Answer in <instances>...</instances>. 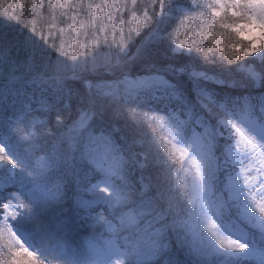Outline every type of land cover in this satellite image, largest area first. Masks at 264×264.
Wrapping results in <instances>:
<instances>
[{
  "label": "snow or ice",
  "instance_id": "1",
  "mask_svg": "<svg viewBox=\"0 0 264 264\" xmlns=\"http://www.w3.org/2000/svg\"><path fill=\"white\" fill-rule=\"evenodd\" d=\"M139 2L3 10L29 34L0 37V190L26 189L0 197V264H181L182 249L194 264H264V90L236 91L264 89V0ZM50 211L109 239L69 257L39 228Z\"/></svg>",
  "mask_w": 264,
  "mask_h": 264
},
{
  "label": "trees",
  "instance_id": "2",
  "mask_svg": "<svg viewBox=\"0 0 264 264\" xmlns=\"http://www.w3.org/2000/svg\"><path fill=\"white\" fill-rule=\"evenodd\" d=\"M13 2L15 3H19V0H0V4L3 5V8H0V37H5L7 39H23L25 37L28 36V30L25 29L23 27V24L21 23H16L14 21H8L3 15V10L7 8V6L9 4H12ZM84 2L87 3H92L93 5L96 4H101L103 2V0H84ZM143 3H147V0H143ZM141 3L138 0V7H141ZM17 11H19L17 9ZM214 19H219V18H214ZM229 23H231V21H227ZM67 23L66 21H62L61 22V26H64V24ZM99 23V22H98ZM207 24V21H206ZM79 26V25H77ZM195 26V25H194ZM127 28V25H126ZM171 30V29H169ZM147 31V29H145V32ZM216 31L217 32H221L224 31L225 32V36L227 37V41L230 42L232 39V36H234V34H229L227 30H223L220 29L218 26L216 27ZM144 33H141V36H143ZM70 36V33L68 35L65 36V39L67 40ZM204 36H205V40L202 43L201 46L204 47L205 52L208 51L209 47H213V45L207 41L206 37H207V28H205L204 30ZM225 36H220L217 37L215 35H213V39H215L217 41V45L221 44V43H225V52H228V48H227V44L225 42ZM141 37H136V40L139 41ZM39 39V38H37ZM57 43H59V37H57L56 40ZM49 55L50 57L54 60L57 56L58 53L55 52L54 49H49ZM101 52H106L107 49L106 48H101L100 49ZM246 60H251L250 57H246ZM208 67V70L210 72V74H214L215 69H213L211 66H206ZM229 67H231L233 70H235L236 65H230ZM258 67V66H257ZM203 70V69H200ZM237 78H240V74L239 73H233ZM184 82V86L187 88L189 87V81L187 76L185 75L184 77L181 78ZM175 82V81H174ZM215 87L217 91H220L219 86H212ZM262 90L264 89H243V90H236L237 92H243L244 94H247L248 91H251L253 95H257L259 94ZM4 115H11V112H7L4 113ZM37 115H39V113H37ZM52 125L50 124L49 127H51ZM13 143L16 142V138H13ZM28 147L27 142H21V148L26 149ZM51 147V138H48V143L45 145V148L50 149ZM46 152H37L35 153L36 156L39 155H46ZM35 157H33L34 159ZM138 178V177H137ZM61 179V176L59 174L58 171L53 170L52 172L49 173V185L51 186V184L58 182ZM95 181V179L93 180ZM74 187V186H73ZM17 190H22V191H26V189H21L20 185H13V186H9L6 189L0 190V197H2L3 195H7L8 192L10 191H17ZM85 198L86 199H91L92 198V194L91 193H85ZM96 211L98 212H104V207L102 205H96ZM105 215H108L107 212H104ZM60 214L58 212H48L46 213L44 216L41 217V221L39 222V228L46 230L48 232L51 233L52 235V243L53 244H61L63 245V247L65 249H67V253L69 257H72L73 255L76 258H83L87 252H88V248H89V244H95L98 246L102 244H104L108 239H109V233H107L105 231V229L100 226V225H95L93 226L92 221L87 220V218H82L76 215H72L71 219L67 222V224L65 225H61L60 221L57 219V217ZM93 215H95V213H93ZM10 223H13V225H15L14 221H10ZM37 230V225L36 224H29L28 227V231L32 232V231H36ZM258 236V234H257ZM186 251L187 249H182L176 252V256L177 258L181 261V264H194V258L193 257H189L186 255ZM6 264V261H5ZM45 264H47V261L45 262ZM247 264H256V261H248Z\"/></svg>",
  "mask_w": 264,
  "mask_h": 264
},
{
  "label": "rangeland",
  "instance_id": "3",
  "mask_svg": "<svg viewBox=\"0 0 264 264\" xmlns=\"http://www.w3.org/2000/svg\"><path fill=\"white\" fill-rule=\"evenodd\" d=\"M239 74H240V73H239ZM240 75H241V74H240ZM257 95H258V94H257ZM197 131H202V129L197 128ZM219 143H220L221 145H223V144L225 143L224 139H223V138H220ZM217 155H220V153L217 152ZM245 163H247V162H245ZM231 168H232L231 163H229V164H227V165H224V164H223V157H221V172H220V176H221V180H222L223 183H227L226 178H225V176H226V172H227V171H230ZM232 174L234 175L235 173L233 172ZM93 182H95V181H93ZM227 195H228L227 193H224V199H227ZM233 211H235V210H233ZM249 231L257 232V233H258V230H257V229H253V228H249ZM104 244H105V243H104ZM104 244H102V246H103ZM98 246H101V245L98 244Z\"/></svg>",
  "mask_w": 264,
  "mask_h": 264
}]
</instances>
